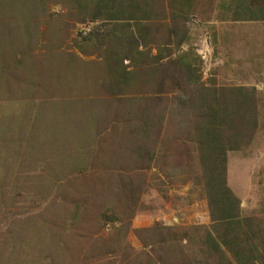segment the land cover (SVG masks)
I'll return each instance as SVG.
<instances>
[{"label":"rangeland","instance_id":"rangeland-1","mask_svg":"<svg viewBox=\"0 0 264 264\" xmlns=\"http://www.w3.org/2000/svg\"><path fill=\"white\" fill-rule=\"evenodd\" d=\"M238 5L0 0V264H236L202 244L208 178L188 166L201 94L247 95L225 181L264 232V19Z\"/></svg>","mask_w":264,"mask_h":264},{"label":"trees","instance_id":"trees-1","mask_svg":"<svg viewBox=\"0 0 264 264\" xmlns=\"http://www.w3.org/2000/svg\"><path fill=\"white\" fill-rule=\"evenodd\" d=\"M236 1L239 4L237 9L247 15L246 10L249 11L250 19H264V2L254 7L255 4L249 3V0ZM2 12L7 19L12 17L14 12L20 14L13 3L10 4L9 9L4 10L3 8ZM109 18L112 19V14H109ZM235 18L239 19L238 17ZM25 23L27 24L26 21ZM19 27L28 28L25 25H19ZM0 39L6 41L1 34ZM4 74L6 75L5 72ZM188 82L195 84L196 81H191L188 75ZM225 97H218L215 91L205 90L204 94L199 97L197 108L199 115L196 126L201 131L202 137L199 136L198 140H201V142L194 145L195 150L198 152L197 159L193 157V162L190 161L188 168L197 166L198 161L202 175L205 179L208 178L205 198L209 207L211 227H208L206 233L201 236V238H205L202 244L207 246L212 253L234 255L236 264H254V262L264 264L259 262V258L261 259L264 256V232L255 229V225L249 218L241 216L240 201L225 181L226 155L229 151L240 149L243 142V132L253 124L250 121L252 117L248 116V113H253L255 106L247 95H243L238 96L240 102L238 108L223 112L222 106L218 102L226 101L227 98ZM246 110L247 120L239 123V130H237L235 128V112L238 113V120H240ZM228 114H231L229 120H227ZM223 124L226 127L222 130ZM184 173H188V170L184 169ZM179 175H182V173ZM244 241H246L247 248L242 250ZM237 248L242 250L241 253Z\"/></svg>","mask_w":264,"mask_h":264}]
</instances>
